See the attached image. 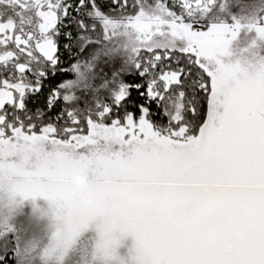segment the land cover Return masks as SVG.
<instances>
[{"label":"snow or ice","instance_id":"snow-or-ice-1","mask_svg":"<svg viewBox=\"0 0 264 264\" xmlns=\"http://www.w3.org/2000/svg\"><path fill=\"white\" fill-rule=\"evenodd\" d=\"M112 6L0 0V264H264V0Z\"/></svg>","mask_w":264,"mask_h":264},{"label":"trees","instance_id":"trees-1","mask_svg":"<svg viewBox=\"0 0 264 264\" xmlns=\"http://www.w3.org/2000/svg\"><path fill=\"white\" fill-rule=\"evenodd\" d=\"M76 0H73V3H75ZM171 2V0H169ZM236 3L238 4H253V3H258L259 0H235ZM97 3L100 5L101 9L104 12H108L109 9H111L112 6V0H97ZM234 11H239V8H234ZM87 9H80V17H83L85 19H89L88 16H86ZM71 14V13H70ZM75 18V17H74ZM74 33L76 32V28L72 27L71 29ZM66 41H61V43H64ZM71 61V56L67 53L65 50H61V67L67 68L70 65ZM105 61L101 59L99 63V67L97 68V72H99L101 69L103 70L105 66H103ZM106 69V68H105ZM108 70L106 71V73ZM135 73L131 75H126L125 78L129 81L134 80ZM74 74L71 72H57L55 77H50L49 80L45 81L44 85V91L41 94H36V95H30L29 96V107L35 110V108H42L45 103V98L47 96V90L48 88L54 86L55 84H58L59 82L67 79H74ZM81 107H84L83 103L81 102ZM63 107V105H61ZM205 111H206V105H205ZM53 118L55 117L56 113H51L50 114Z\"/></svg>","mask_w":264,"mask_h":264},{"label":"rangeland","instance_id":"rangeland-1","mask_svg":"<svg viewBox=\"0 0 264 264\" xmlns=\"http://www.w3.org/2000/svg\"><path fill=\"white\" fill-rule=\"evenodd\" d=\"M149 2H151V0H149ZM103 64H104L103 66H105V63H103ZM109 67H110V65H109ZM105 68L103 69V71L106 73V71L108 70V67H105Z\"/></svg>","mask_w":264,"mask_h":264}]
</instances>
